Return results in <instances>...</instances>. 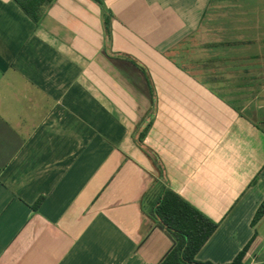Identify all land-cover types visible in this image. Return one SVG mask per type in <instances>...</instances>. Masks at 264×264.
<instances>
[{"label":"crops","instance_id":"0c3cea01","mask_svg":"<svg viewBox=\"0 0 264 264\" xmlns=\"http://www.w3.org/2000/svg\"><path fill=\"white\" fill-rule=\"evenodd\" d=\"M105 4L0 0V264H159L164 188L264 264V0Z\"/></svg>","mask_w":264,"mask_h":264},{"label":"trees","instance_id":"16d2710c","mask_svg":"<svg viewBox=\"0 0 264 264\" xmlns=\"http://www.w3.org/2000/svg\"><path fill=\"white\" fill-rule=\"evenodd\" d=\"M14 1L35 24L40 23L45 8L54 2V0ZM93 1L101 6L104 15H106V0ZM41 202L42 200L35 206L36 210ZM148 216L162 226L175 241V245L159 264H212L198 261L196 255L218 228L217 222L168 188H164L156 200L149 202ZM263 216L264 202L258 209L252 225L255 226ZM250 245L251 242L228 264H246L244 259Z\"/></svg>","mask_w":264,"mask_h":264},{"label":"water","instance_id":"95a60500","mask_svg":"<svg viewBox=\"0 0 264 264\" xmlns=\"http://www.w3.org/2000/svg\"><path fill=\"white\" fill-rule=\"evenodd\" d=\"M160 229H162L164 231V233L172 240L173 246H174L175 245V241L173 240L172 236L167 231H165L162 227H160Z\"/></svg>","mask_w":264,"mask_h":264}]
</instances>
